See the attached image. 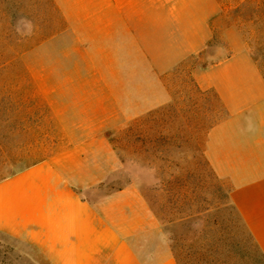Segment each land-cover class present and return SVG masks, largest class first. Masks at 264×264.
Masks as SVG:
<instances>
[{
	"label": "rangeland",
	"instance_id": "obj_1",
	"mask_svg": "<svg viewBox=\"0 0 264 264\" xmlns=\"http://www.w3.org/2000/svg\"><path fill=\"white\" fill-rule=\"evenodd\" d=\"M142 5L144 48L83 47L60 40L54 0H0V179L72 145H80L82 155L88 151L89 166L97 168L107 142L119 167L85 189L86 198L135 183L178 264H264L228 200L230 183L216 176L203 154L208 129L226 113L214 92L201 90L191 75L215 59L211 47L234 42L250 51L264 75V0ZM190 12L207 16L208 30L176 25ZM190 32H197L199 43L209 36L208 47L172 63L189 46L183 38ZM72 71L80 72L77 80L91 99L102 97L98 88L106 84L121 92V109L108 120L113 124L60 126V86ZM0 264L49 263L34 247L0 234Z\"/></svg>",
	"mask_w": 264,
	"mask_h": 264
},
{
	"label": "crops",
	"instance_id": "obj_2",
	"mask_svg": "<svg viewBox=\"0 0 264 264\" xmlns=\"http://www.w3.org/2000/svg\"><path fill=\"white\" fill-rule=\"evenodd\" d=\"M54 1L60 10V40L72 39L67 44L144 48L142 0ZM191 13L176 25L208 30V17ZM198 36L184 35L183 42L190 44L172 63L208 47L209 36L200 43ZM211 50L215 59L192 69L191 75L201 90L214 92L226 115L208 129L203 154L216 176L230 183L228 200L264 257V75L250 51L235 42ZM64 77L60 126L113 124L108 120L121 109V92L106 84L98 88L102 97L91 99L89 88L82 91L77 80L80 72ZM137 103V109H145L144 96L142 105ZM80 147L72 145L0 179V234L34 247L49 264H178L135 183L93 201L86 198L84 190L120 163L106 142L100 154L104 164L97 171L87 162L90 153L82 155Z\"/></svg>",
	"mask_w": 264,
	"mask_h": 264
},
{
	"label": "trees",
	"instance_id": "obj_3",
	"mask_svg": "<svg viewBox=\"0 0 264 264\" xmlns=\"http://www.w3.org/2000/svg\"><path fill=\"white\" fill-rule=\"evenodd\" d=\"M155 213V212H154ZM156 214V213H155Z\"/></svg>",
	"mask_w": 264,
	"mask_h": 264
}]
</instances>
